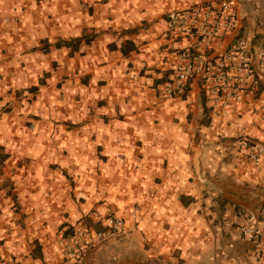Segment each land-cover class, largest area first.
I'll return each instance as SVG.
<instances>
[{"label": "crops", "instance_id": "obj_1", "mask_svg": "<svg viewBox=\"0 0 264 264\" xmlns=\"http://www.w3.org/2000/svg\"><path fill=\"white\" fill-rule=\"evenodd\" d=\"M198 1L0 0L3 264H62L81 222L95 244L79 264H264L242 233L264 231V157L238 144L264 143V82L209 123L204 78L165 93L190 45L171 14ZM239 15L258 58L264 0ZM109 210L124 227L105 238Z\"/></svg>", "mask_w": 264, "mask_h": 264}, {"label": "built area", "instance_id": "obj_2", "mask_svg": "<svg viewBox=\"0 0 264 264\" xmlns=\"http://www.w3.org/2000/svg\"><path fill=\"white\" fill-rule=\"evenodd\" d=\"M242 1L221 0L218 6L199 0L194 5L175 11L169 20V35L173 39H187L190 45L179 54L182 61L176 66L177 78L165 84L167 96H178L194 78L206 81V99L210 118L220 115L223 109L239 104L248 92H258L264 82V54L255 57L251 46L242 34L239 5ZM227 37L234 42L221 57L213 56L214 47ZM238 144L255 164L264 157V143L249 135H241ZM104 237L120 233L124 221L109 210ZM243 235L264 246V231L245 227ZM95 244L94 236L85 222H81L63 247L62 264H79ZM0 264H3L0 256Z\"/></svg>", "mask_w": 264, "mask_h": 264}, {"label": "trees", "instance_id": "obj_3", "mask_svg": "<svg viewBox=\"0 0 264 264\" xmlns=\"http://www.w3.org/2000/svg\"><path fill=\"white\" fill-rule=\"evenodd\" d=\"M83 38H81V39H79V40H76L77 41V43L78 42H80L81 40H82ZM87 41H89L88 39H86ZM75 41H65V42H58L57 43V46H62V45H71V43H74ZM188 89H189V84L186 86V91H188ZM207 112V116H206V118H207V120H208V123H209V121L211 120V118H210V108L206 111Z\"/></svg>", "mask_w": 264, "mask_h": 264}]
</instances>
